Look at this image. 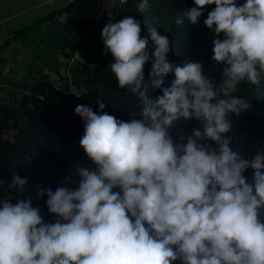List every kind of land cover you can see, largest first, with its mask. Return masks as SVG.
I'll return each instance as SVG.
<instances>
[{
	"label": "clouds",
	"instance_id": "clouds-1",
	"mask_svg": "<svg viewBox=\"0 0 264 264\" xmlns=\"http://www.w3.org/2000/svg\"><path fill=\"white\" fill-rule=\"evenodd\" d=\"M136 8L147 12L150 0ZM204 13L218 80L198 60L171 61L170 37L147 17L102 27L108 69L141 116L119 118L102 99L97 110L75 106L91 165L54 190L37 187L52 221L21 198L30 180L13 170L16 194L0 198V264H264V148L245 158L229 135L231 116L249 108L238 86L264 82V0H194L175 23L197 25ZM192 119L199 127L174 139L177 122Z\"/></svg>",
	"mask_w": 264,
	"mask_h": 264
},
{
	"label": "trees",
	"instance_id": "trees-1",
	"mask_svg": "<svg viewBox=\"0 0 264 264\" xmlns=\"http://www.w3.org/2000/svg\"><path fill=\"white\" fill-rule=\"evenodd\" d=\"M136 3L137 0L123 3L114 20L127 15L147 17L146 12L141 13L136 8ZM193 4L194 0H150L148 10L167 12L169 24L150 22L170 37L171 61L180 62L185 58L198 60L204 65L205 73L218 80L222 66L212 60L215 34L203 23L207 13L202 15L197 25L189 23L186 17L182 25L175 23L177 16L183 15ZM212 7L214 5L207 6L209 10ZM55 15L48 13L16 32L45 27V38L51 44L46 45L67 57L66 69L70 75L67 71L66 75H62L65 83L72 81L78 87L86 86L88 92L80 97H63L60 103H56L53 97L59 92L61 84H55L42 73L39 74L33 65L29 67L34 72L30 81H20L0 70V198H5L6 193L16 194V190L9 187L13 170L27 176L30 183L21 198L30 195L48 221L54 217L48 212L44 198L36 197L37 187L42 185L54 190L65 183V176L74 175L77 166L91 165L79 144L83 123L74 112L75 106L87 104L97 110L96 102L102 99L106 105L105 111L122 119L140 117L142 107L135 94L118 86L114 74L108 69L112 57L103 51V25L93 23L89 27L88 21L79 17L56 23ZM72 58L74 61L71 64L69 61ZM54 70L60 76L59 68L55 67ZM151 70L152 64L147 63L144 69L147 80L151 79ZM171 78L172 74H165V84ZM159 91V88L150 87L148 94L154 96ZM237 95L246 99L249 108L239 116H231V146L245 158L251 159L258 148H264V82L259 87L242 83L238 86ZM199 124L195 119L178 121L171 134L178 139L182 134H190ZM8 131L13 132L12 138L6 135ZM253 171L249 167L244 174L251 179Z\"/></svg>",
	"mask_w": 264,
	"mask_h": 264
},
{
	"label": "rangeland",
	"instance_id": "rangeland-1",
	"mask_svg": "<svg viewBox=\"0 0 264 264\" xmlns=\"http://www.w3.org/2000/svg\"><path fill=\"white\" fill-rule=\"evenodd\" d=\"M0 2L2 5L5 4L4 7H0V17H6L0 21V69L2 70L5 64H9V75L15 76L20 81H30L33 79L34 72L29 70V67L33 65L39 74L42 73L53 83L64 84L66 80L62 75H66L68 60L63 53L46 45L50 43H47L45 38L47 36L45 27L16 32L44 16L45 6L38 5L32 10L17 14L21 8L28 5L29 0L24 4L20 0H0ZM68 9L61 4L56 10L48 13L56 14L54 22L61 23L68 19L70 15V13H66ZM146 14L149 20L158 24H169L167 12L150 9ZM55 67L59 68L60 76L56 74ZM6 135L12 138L13 132L8 131Z\"/></svg>",
	"mask_w": 264,
	"mask_h": 264
},
{
	"label": "built area",
	"instance_id": "built-area-1",
	"mask_svg": "<svg viewBox=\"0 0 264 264\" xmlns=\"http://www.w3.org/2000/svg\"><path fill=\"white\" fill-rule=\"evenodd\" d=\"M129 0H87V20L89 27H92L93 23H100L103 26L109 21V19H115L118 14V10L121 5ZM74 58L69 62L72 64ZM10 72L9 64L4 68V74ZM69 70H67V73ZM68 75H70L68 73ZM88 92L86 86L78 87L72 81H68L65 84H61L59 92L53 97L56 103H60L63 97L72 96L80 97ZM78 94V95H77Z\"/></svg>",
	"mask_w": 264,
	"mask_h": 264
},
{
	"label": "crops",
	"instance_id": "crops-1",
	"mask_svg": "<svg viewBox=\"0 0 264 264\" xmlns=\"http://www.w3.org/2000/svg\"><path fill=\"white\" fill-rule=\"evenodd\" d=\"M23 2V4L25 2H27L28 0H20ZM30 2L28 3L27 6H24V8H21L19 10L18 13H24L27 12L29 10L34 9L36 6L41 5V6H45L44 11L46 15L48 14L49 11H53L56 10L58 6H66V8H69L66 13H70L69 18H85L87 20V14H88V8H87V0H29ZM66 4V5H65ZM70 5V6H68ZM4 5H2V3L0 2V7H4ZM72 9V10H71ZM76 13H78L76 15ZM4 19H6V17H0V21H3ZM88 21V20H87ZM88 23V22H87ZM11 34V33H10ZM6 64L3 66V69L1 71L4 70Z\"/></svg>",
	"mask_w": 264,
	"mask_h": 264
}]
</instances>
